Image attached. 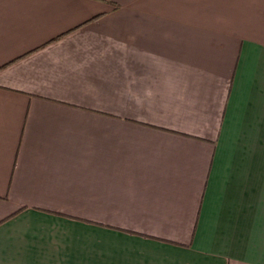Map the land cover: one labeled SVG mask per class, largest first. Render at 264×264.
I'll return each mask as SVG.
<instances>
[{
	"label": "crops",
	"instance_id": "crops-1",
	"mask_svg": "<svg viewBox=\"0 0 264 264\" xmlns=\"http://www.w3.org/2000/svg\"><path fill=\"white\" fill-rule=\"evenodd\" d=\"M0 264H264V0H0Z\"/></svg>",
	"mask_w": 264,
	"mask_h": 264
}]
</instances>
